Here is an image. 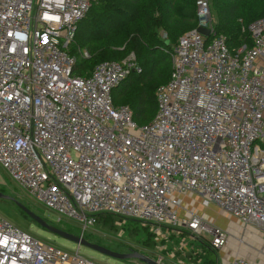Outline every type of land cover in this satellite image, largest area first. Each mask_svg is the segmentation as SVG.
Wrapping results in <instances>:
<instances>
[{
    "label": "built area",
    "instance_id": "built-area-1",
    "mask_svg": "<svg viewBox=\"0 0 264 264\" xmlns=\"http://www.w3.org/2000/svg\"><path fill=\"white\" fill-rule=\"evenodd\" d=\"M100 1L0 0L1 166L29 197L83 229L106 213L225 248L229 233L183 204L198 195L202 205L264 231V17L248 25L249 47L231 49L214 31L208 1L196 0L197 26L169 52L155 115L138 125L111 94L141 72L133 52L87 76L72 72L67 48ZM0 264L100 263L0 215ZM228 264L261 263L237 255Z\"/></svg>",
    "mask_w": 264,
    "mask_h": 264
},
{
    "label": "trees",
    "instance_id": "trees-1",
    "mask_svg": "<svg viewBox=\"0 0 264 264\" xmlns=\"http://www.w3.org/2000/svg\"><path fill=\"white\" fill-rule=\"evenodd\" d=\"M125 1L130 5L128 8L113 0L93 4L77 24L67 49L76 58L72 72L80 76L89 75L104 60L120 61L133 52L141 72L135 77L130 73L111 94L114 105H128L132 119L143 125L155 115L157 89L170 78L169 52L184 32L197 26L196 0H176L173 6V0ZM207 1L214 15L215 33L225 35L231 49L242 44L249 47L252 38L247 27L264 17V0ZM160 30L164 32V38L160 36ZM80 49H86L89 57H82ZM100 216H104V223L113 222L112 214L102 213L98 218ZM147 244L151 246L152 242ZM203 245L208 250L203 248V264H215L208 256V252L214 250L206 243Z\"/></svg>",
    "mask_w": 264,
    "mask_h": 264
},
{
    "label": "rangeland",
    "instance_id": "rangeland-1",
    "mask_svg": "<svg viewBox=\"0 0 264 264\" xmlns=\"http://www.w3.org/2000/svg\"><path fill=\"white\" fill-rule=\"evenodd\" d=\"M113 1L123 7L128 8L130 6L125 0ZM175 3L176 0H173L172 6L175 5ZM210 20L214 23V15L212 12ZM159 33L162 38L165 37L162 30H160ZM136 74L137 72H132V76L135 77ZM263 144L264 137L258 143L259 149L264 152ZM0 191L24 204L28 209L41 217L49 226L61 229L73 235H80L86 241L104 246L112 251L120 253L138 251L153 260L160 258V264L204 263V255L202 254L204 250L203 246L194 247L193 245L195 244H191L195 241L200 243L203 242L192 238L188 234L191 232L176 233L163 230L161 234H157L150 224H144L141 221L132 219L120 220L119 216H114L113 222L110 223H104V216H100L95 223L87 225V227L83 229V223L76 218L58 214L29 197L12 181L10 175L5 171L1 164ZM191 199L192 196L184 199L183 204L188 202L187 204H189L188 207L191 211L205 213L207 221L217 226L224 225L225 216L222 212H219L220 210L217 209V206L215 207L213 203L208 206L202 205L198 195H196V199L193 203H190ZM0 215L18 226L25 233L37 238L43 243L52 244L68 253L74 252L78 249L80 255L97 263L146 264L137 258L118 259L107 256L87 246L77 245V243L73 241L56 235L37 224L29 216H25L20 208L9 198H0ZM227 230L231 232V223H228ZM259 234L261 238L263 232H259ZM207 238L208 236L204 237V239ZM149 241L152 242L151 246H148L147 244ZM208 256L213 261H220L223 258L218 250L208 252Z\"/></svg>",
    "mask_w": 264,
    "mask_h": 264
},
{
    "label": "crops",
    "instance_id": "crops-1",
    "mask_svg": "<svg viewBox=\"0 0 264 264\" xmlns=\"http://www.w3.org/2000/svg\"><path fill=\"white\" fill-rule=\"evenodd\" d=\"M189 197L190 196L188 195L185 196L184 198L187 199ZM195 199L196 196H193L192 199L190 200V203H193ZM199 214H201L205 218L207 217L205 213H199ZM223 215L225 216L224 217L225 223L224 225H219V226L224 228L229 233V239L227 246L225 248L218 250L222 254L223 258L220 261L215 260V264H228V262L237 255H242L253 260L255 259L256 261H259L261 264H264V231H260L250 225L247 226L243 225L235 217L226 215L224 213ZM228 223L232 224L231 232L227 230ZM259 232H263L261 238ZM195 242L191 243V244H195L193 245L194 247L203 246L204 248L203 243L200 242L195 243ZM189 264H196V263H189Z\"/></svg>",
    "mask_w": 264,
    "mask_h": 264
},
{
    "label": "water",
    "instance_id": "water-1",
    "mask_svg": "<svg viewBox=\"0 0 264 264\" xmlns=\"http://www.w3.org/2000/svg\"><path fill=\"white\" fill-rule=\"evenodd\" d=\"M197 30L204 35H208V33H209V29L207 27L198 26ZM0 198L11 199L24 213H26L37 224H39L40 226L44 227L45 229H47L48 231H50L56 235H59L63 238H66L70 241L77 243V245L87 246V247H89L93 250H96L102 254H105L107 256H111L114 258H118V259L137 258L146 264H160L157 261L143 255L142 253H139L138 251H130L128 253H120V252L112 251V250H110L104 246L88 242L80 235H78V236L73 235V234H70V233L63 231L61 229L49 226L41 217H39L37 214L32 212L30 209H28L24 204H22L18 200L14 199L12 197H9L8 195L2 193L1 191H0Z\"/></svg>",
    "mask_w": 264,
    "mask_h": 264
}]
</instances>
